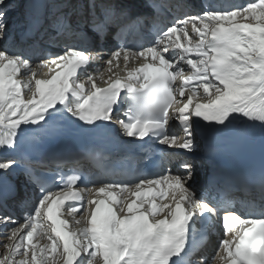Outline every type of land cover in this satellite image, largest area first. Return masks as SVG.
I'll return each instance as SVG.
<instances>
[{
  "label": "snow or ice",
  "instance_id": "6c2138e0",
  "mask_svg": "<svg viewBox=\"0 0 264 264\" xmlns=\"http://www.w3.org/2000/svg\"><path fill=\"white\" fill-rule=\"evenodd\" d=\"M24 2L0 0V153L19 157L0 155V207L18 195L17 169L33 194L23 222L0 214V264H264V177L242 207L194 186L198 137H264V0H27L43 11L26 5L13 20ZM165 5L177 14L129 43ZM58 119L162 145V164L175 167L44 181L43 160L20 150L39 151Z\"/></svg>",
  "mask_w": 264,
  "mask_h": 264
},
{
  "label": "bare ground",
  "instance_id": "6f19581e",
  "mask_svg": "<svg viewBox=\"0 0 264 264\" xmlns=\"http://www.w3.org/2000/svg\"><path fill=\"white\" fill-rule=\"evenodd\" d=\"M246 2H248V0L245 1V3H246ZM10 7L14 8L15 5H14V4H13V5H10ZM173 130H176V128L174 127ZM164 167H166V166H164ZM68 168H69V167H68ZM199 179H202V180H203L201 173L198 171V174H197V177H196L197 182H196V184H195V188H196V190H197V193L200 194V195L205 196V197L208 198V199H211V200H213V201L218 202V200L216 199L215 196H213L210 192H207V191H205V190L202 188V183L198 182ZM200 181H201V180H200ZM201 182H202V181H201ZM16 205H17V204H16ZM14 210H15V207H14ZM16 211H17V210H15V212H16ZM0 239H2V238H0ZM214 241H215L214 244L218 243V242H217V239H214ZM212 242H213V241H212ZM204 254L207 256V255H208V250H204Z\"/></svg>",
  "mask_w": 264,
  "mask_h": 264
}]
</instances>
